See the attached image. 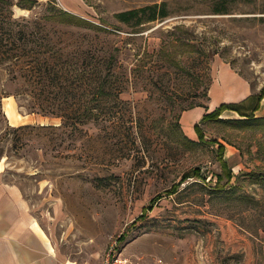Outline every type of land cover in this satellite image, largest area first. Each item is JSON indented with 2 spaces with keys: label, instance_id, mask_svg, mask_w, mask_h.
<instances>
[{
  "label": "rangeland",
  "instance_id": "obj_1",
  "mask_svg": "<svg viewBox=\"0 0 264 264\" xmlns=\"http://www.w3.org/2000/svg\"><path fill=\"white\" fill-rule=\"evenodd\" d=\"M8 1L0 0V55L12 54L0 64V182L20 193L58 257L101 264L118 239L140 264H264V127L201 121L264 87V0H237L227 14L208 0ZM162 1L165 18L136 27L116 18ZM49 3L88 24L48 20ZM9 19L15 31L1 27ZM26 54V63L55 60L57 86L19 76L16 58ZM9 96L24 119L16 125L4 113ZM195 123L225 146L238 176L230 190H212L218 143L200 142ZM23 125L31 127H8ZM195 168L205 182H182Z\"/></svg>",
  "mask_w": 264,
  "mask_h": 264
},
{
  "label": "trees",
  "instance_id": "obj_2",
  "mask_svg": "<svg viewBox=\"0 0 264 264\" xmlns=\"http://www.w3.org/2000/svg\"><path fill=\"white\" fill-rule=\"evenodd\" d=\"M52 1V0H51ZM210 2V5L212 7V12L214 14H227L229 11H231L232 6L237 0H208ZM1 2L6 3L7 5L10 4L8 0H1ZM32 3H35V0L31 1ZM20 4H22V0H20ZM28 9L32 8V4H29V6H25ZM48 15L45 17L49 20L52 19L54 21H57L59 23H74L77 25L81 24H88V21L85 19L80 18L79 16L72 14L71 12L57 8L54 4L49 3L48 4ZM168 3L166 1H162L160 3H152L150 5L141 6L139 8H134L130 10H125L122 12H119L116 14V18L119 21L124 22L125 24L130 25L133 23V26H139L145 22L150 21H156L158 19L165 18L168 15ZM133 21V22H132ZM16 24V21H13L11 19L5 21L2 23V28L7 29L9 32L15 31L13 28V25ZM17 31L22 32L23 28L17 29ZM11 44V42H9ZM174 43V42H173ZM190 47H192V50L194 51L193 47L195 46L191 39H189V42H187ZM3 45V36H0V47ZM7 45V44H6ZM28 41L25 39L23 43L18 47H27ZM174 45V44H173ZM168 47V46H166ZM31 56L29 54H26L24 57H18L16 59H22L18 60L19 62H15V65L18 66L19 69V76L22 78H25L26 80H33L38 79V81L42 83H46L49 79V83L57 86L56 81L57 79H60V68H58V64L55 62V60L48 56L47 54L37 55L33 56V62L26 63L27 58ZM12 54H7V56H1L0 55V64H3L6 62V60H11ZM13 71V70H11ZM13 73V72H12ZM12 77H16V75L13 73ZM102 89V88H100ZM44 92V90H43ZM3 96L1 95L0 98ZM264 98V87L259 91L258 94H252L246 97L239 105L237 106H231L226 103L219 104L215 109L205 113L201 121H221L223 123L229 124L233 127L240 128V129H259L264 127V116H257L256 112L260 109L261 101ZM194 105L190 106L192 108ZM73 110V109H72ZM234 110L236 113L239 114L236 118H221V116L227 112ZM69 111H71L69 109ZM79 112L80 116L82 118L87 117L88 119L92 112L93 107L91 105L85 106L84 109L80 110ZM42 115H48L49 114H42ZM63 114H58L57 116L62 118ZM63 119V118H62ZM85 119V120H86ZM83 121V120H81ZM64 124V121H61V125ZM70 132H74L75 129H77V126L75 123H71ZM56 126V127H59ZM9 129L17 130V129H23L31 127L30 125H23L19 127H10ZM51 128L54 127L53 125L48 126H41L40 128ZM194 129L197 133L198 139L202 143L209 142L212 143H218L217 144V160L220 167V172L215 173L216 181L214 182V187L212 190L219 191L221 189L228 188L230 190L234 187L235 182H232V180L235 178L237 180L238 176L235 177L233 174L231 168L229 167L227 161L224 158V152H225V146L217 141L216 138H210L207 139L203 135V131L201 130L199 123H196L194 125ZM195 177L197 179H200L203 183L206 177L202 174L201 170L198 168H195L192 173L190 174H184L182 182H184L187 178ZM264 176H259V179H263ZM180 182V183H182ZM224 182L223 184H221ZM180 183L174 184L169 190L168 193H176L178 191V187L180 186ZM120 239V238H119Z\"/></svg>",
  "mask_w": 264,
  "mask_h": 264
},
{
  "label": "crops",
  "instance_id": "obj_3",
  "mask_svg": "<svg viewBox=\"0 0 264 264\" xmlns=\"http://www.w3.org/2000/svg\"><path fill=\"white\" fill-rule=\"evenodd\" d=\"M32 223L20 193L0 182V264H67Z\"/></svg>",
  "mask_w": 264,
  "mask_h": 264
},
{
  "label": "bare ground",
  "instance_id": "obj_4",
  "mask_svg": "<svg viewBox=\"0 0 264 264\" xmlns=\"http://www.w3.org/2000/svg\"><path fill=\"white\" fill-rule=\"evenodd\" d=\"M3 106H4V113L7 116L10 124L16 125V124L23 122L24 120L23 117L16 113L13 97L9 96L5 98ZM2 168H3V159L0 160V172L2 171ZM32 224H33L34 229L41 236L45 237L47 240V243L50 244L51 243L50 239L46 236L44 230L40 227V225L36 221H34ZM67 264H74V263L72 261H68Z\"/></svg>",
  "mask_w": 264,
  "mask_h": 264
},
{
  "label": "built area",
  "instance_id": "obj_5",
  "mask_svg": "<svg viewBox=\"0 0 264 264\" xmlns=\"http://www.w3.org/2000/svg\"><path fill=\"white\" fill-rule=\"evenodd\" d=\"M101 264H140V262L124 255L119 248V240L115 239L108 246Z\"/></svg>",
  "mask_w": 264,
  "mask_h": 264
}]
</instances>
